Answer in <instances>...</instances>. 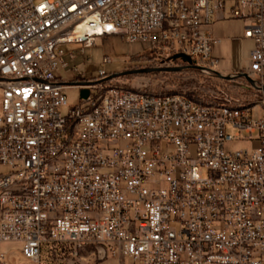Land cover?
<instances>
[{"label":"built area","instance_id":"1","mask_svg":"<svg viewBox=\"0 0 264 264\" xmlns=\"http://www.w3.org/2000/svg\"><path fill=\"white\" fill-rule=\"evenodd\" d=\"M227 1L254 43L239 70L254 82L234 78L257 106L56 74L64 43L119 34L216 75ZM72 86L89 92L64 113ZM0 91V264H40L44 242L66 264H264V0H0Z\"/></svg>","mask_w":264,"mask_h":264},{"label":"rangeland","instance_id":"2","mask_svg":"<svg viewBox=\"0 0 264 264\" xmlns=\"http://www.w3.org/2000/svg\"><path fill=\"white\" fill-rule=\"evenodd\" d=\"M228 1L226 4L227 10ZM243 23L240 18L225 16L217 18L212 23V35L220 38L212 44V54L219 61L213 68L222 73L230 69L245 70L248 60L247 51L254 45L253 40L241 37ZM82 42L64 43L65 51H71L73 57L66 53L64 59L69 62L68 67L57 72V76L71 83L85 80H94L96 83H118L133 85V88L149 89L158 93L187 92L213 98L221 102L235 100L247 106L257 104L255 92L245 86L243 78H222L202 72L196 67L186 66L181 58H172L171 55H160L149 49L147 41H128L119 34L97 36L93 44L81 51ZM181 66L179 69L167 67ZM161 67L148 71H132L141 68ZM105 71L104 74H100ZM129 71V72H127ZM68 105L63 108L67 112L71 105L81 102L80 88L67 87L64 89ZM1 100V91H0ZM260 102V101H258ZM253 104V105H251ZM255 110L258 109L255 107ZM230 131L231 128H228ZM257 141L253 145H257ZM248 140H231L225 143L229 150L250 148ZM1 171L7 166L0 165ZM50 242H44L41 247V264H48L50 256L48 247ZM114 258L102 259L103 264H113ZM123 264H129L124 258ZM67 264H75L74 260H67Z\"/></svg>","mask_w":264,"mask_h":264},{"label":"water","instance_id":"3","mask_svg":"<svg viewBox=\"0 0 264 264\" xmlns=\"http://www.w3.org/2000/svg\"><path fill=\"white\" fill-rule=\"evenodd\" d=\"M172 58H181L183 61L187 62L186 66H194V67H198L200 68V65L197 64H193L194 59H192L188 54L185 53H174L171 55ZM181 66H172V67H167L169 69H179ZM154 69H162L161 67H154V68H141V69H134L132 71H138V72H142V71H148V70H154ZM129 72V71H127ZM214 72L216 73L217 76L222 77V78H234L236 76H246V78L253 83L254 80L252 78H250L246 72L243 71H238L237 73H222L219 70H214ZM88 88H80V97L85 98L88 95ZM98 251H99V258H102L104 256V251L103 248L101 246L97 247Z\"/></svg>","mask_w":264,"mask_h":264},{"label":"trees","instance_id":"4","mask_svg":"<svg viewBox=\"0 0 264 264\" xmlns=\"http://www.w3.org/2000/svg\"><path fill=\"white\" fill-rule=\"evenodd\" d=\"M148 92H154L147 89ZM176 92V91H175ZM174 93V92H165L163 94ZM216 103V101H213ZM253 105V104H251ZM48 254L50 256V261L48 264H66V258L70 255L69 248L67 246H63L62 244H55L50 242L48 247ZM41 264V260H40Z\"/></svg>","mask_w":264,"mask_h":264},{"label":"bare ground","instance_id":"5","mask_svg":"<svg viewBox=\"0 0 264 264\" xmlns=\"http://www.w3.org/2000/svg\"><path fill=\"white\" fill-rule=\"evenodd\" d=\"M131 93L132 94H145V90L144 89H140V88H133L131 87ZM174 95L177 96H186L185 92H174V93H168V94H163V97H173ZM213 106H221V102H213ZM254 106H257L254 105ZM245 107H252V106H246ZM258 108H264V101H260L258 102Z\"/></svg>","mask_w":264,"mask_h":264},{"label":"crops","instance_id":"6","mask_svg":"<svg viewBox=\"0 0 264 264\" xmlns=\"http://www.w3.org/2000/svg\"><path fill=\"white\" fill-rule=\"evenodd\" d=\"M225 16H228V13H227L226 8L220 10V11L218 12V14H217V18L225 17ZM217 18H216V19H217ZM216 19H215V20H216ZM215 20H214V21H215ZM241 20H242V19H241ZM214 21H213V22H214ZM213 22H212V23H213ZM242 23H243V21H242ZM243 28H244V27H243ZM211 33H212V24H211ZM241 37H242V38H245V39H249V40L252 41V39L243 36V31H242ZM219 39H220V38H219ZM252 46H253V45H252ZM251 48H252V47H250V49L247 51V54H246V56H245V59H247V60H248V55H249V52H250ZM232 71H237V69H230L229 72H227V73H230V72H232Z\"/></svg>","mask_w":264,"mask_h":264}]
</instances>
